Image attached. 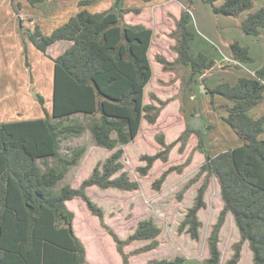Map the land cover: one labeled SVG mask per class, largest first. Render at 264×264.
I'll return each mask as SVG.
<instances>
[{"label":"trees","instance_id":"trees-1","mask_svg":"<svg viewBox=\"0 0 264 264\" xmlns=\"http://www.w3.org/2000/svg\"><path fill=\"white\" fill-rule=\"evenodd\" d=\"M28 1L35 5L43 0ZM94 1L83 0L80 4ZM216 1L219 0H207L213 12L243 17L240 25L247 35L255 37L264 32V5L257 7L255 0H221L219 4ZM12 2L19 15L21 4ZM140 11V7H125L119 0L103 11L82 8L50 34L43 33L33 19H28L31 24L21 25L33 45L53 61L52 106L47 107L45 97L36 92L44 116L0 122V264H87L86 246L74 228L75 213L67 205L75 197H80L90 213L99 218L113 238L122 264H131L132 254L158 246L161 228L152 218L139 220L127 238H120L104 221V209L87 192L91 186L124 191L140 187V182L124 169V146L137 137L144 119L156 123L162 108L144 102L145 88L153 76L149 49L154 30L124 20L125 14ZM19 20L24 23L20 17ZM171 36L176 39L173 49L177 57L170 61L158 56L165 70L177 64L189 67L192 81L216 65V60L207 54L191 50L196 33L189 7L182 10ZM63 40L71 42L56 57L51 56L48 48ZM229 51L234 60L243 64L255 62L250 45L238 39L231 40ZM26 61L28 65L27 56ZM203 90L210 97L211 108L219 107L220 113L224 112L222 119L232 128L238 143L213 155L200 129L190 124L179 136L184 139L191 131L196 132L199 149L205 156L190 183L203 174L205 179L179 231L199 238L202 222L198 212L205 207L204 195L214 175L220 185L223 208L208 238L209 255L201 264H220L219 234L229 213L241 239L224 264L239 262L244 242L253 254L252 264H264V108L260 109L264 106V62L253 75L247 71L235 83L210 86L203 79ZM216 95L223 97V103H216ZM256 109L260 111L258 115ZM197 112L196 104L194 115ZM87 131L96 146L111 153L94 166L80 186L74 187L63 180L80 163L87 145L63 148V142ZM157 140L161 149L141 156L145 162L137 168L141 176L149 173L156 160L166 162L176 144L166 143L164 134L158 135ZM189 162L190 159L168 167L153 186L160 189L172 171L181 172ZM133 241L149 242L126 252L125 246ZM143 264H187V258H153Z\"/></svg>","mask_w":264,"mask_h":264},{"label":"rangeland","instance_id":"rangeland-1","mask_svg":"<svg viewBox=\"0 0 264 264\" xmlns=\"http://www.w3.org/2000/svg\"><path fill=\"white\" fill-rule=\"evenodd\" d=\"M220 2L221 0L216 1L217 4ZM16 4L18 3L16 2ZM255 5L257 7L264 5V0H255ZM15 7L16 5L12 2V12L9 4L0 5V41L3 39L16 43V40L18 42L20 38L19 42L26 52L28 51L26 40L30 41V39L28 34L22 31L21 25L31 23L28 20L24 21V19V23H20L19 19L14 18ZM187 7L190 8L192 27L196 33V37L192 41V52H203L217 62H220L223 56L226 59L224 65L221 66L220 63H216L218 68L206 75L199 76L198 80L192 81L189 79L190 76L187 71L184 70V66L177 64L173 69L165 70L162 63L158 61L159 55L165 56L170 61L176 59L177 53L173 49L176 39L171 36V32L176 28V22L182 10ZM208 11L212 16L203 24L200 18L208 14ZM223 17L226 16L217 15L213 12L207 0H192V2L189 0H170L168 6L147 8L140 13L130 12L124 15L126 22L142 23L154 30L149 49L153 76L145 88L144 102L154 103L162 106V108L156 123L151 124L144 119L137 137L124 146L125 152L122 157L124 169L127 170L132 179L140 182V187L137 190L124 191L116 188L100 189L97 186H91L87 188V192L91 199L104 209V221L113 228L120 238H127L136 227L137 222L144 218H152L161 228L158 246L147 252L132 254L129 259L131 264H143L149 259L173 258L177 255L186 257L187 264H201L209 255L208 238L223 208L220 185L214 175L210 177L204 195L205 207L198 212V217L202 222L199 238L194 239L188 232L179 231L178 227L184 220L188 209L193 205L198 188L205 179V174H203L200 179L190 183L196 177L205 160L204 154L199 149L197 133L191 131L190 135L184 139L179 138V136L188 128L191 119L200 117L203 127L198 129L201 130L204 143L211 154H217L219 151L237 145L238 138L232 128L222 119L221 108L218 107L215 110L211 108L210 97L206 93L200 94V99L197 101L198 89L203 90V79L207 83L213 82V76L219 84L221 73L217 72L227 71L226 69L234 66L229 64L233 58L230 57L229 51L226 49L231 42V39L228 38L236 37L242 44H250L257 58L262 59L264 57V32L255 37L249 36L240 25V20L243 17ZM17 18H19L18 15ZM197 20L200 22L199 25ZM13 32L16 33L12 36ZM69 44V42L53 44L48 53L57 56ZM33 49L34 46L30 43V56L36 58L33 65L37 66L36 70L42 71L41 60L48 58L37 49H34L36 52H33ZM33 58L30 57L32 61ZM48 60L52 63L50 59ZM255 62L246 63L251 75L254 74L255 67H258L257 63L262 61ZM51 66L53 70V63ZM232 69L230 71H233ZM240 70L243 71L242 68ZM7 89L10 90L11 88L7 87ZM31 92V105L26 104L28 114L33 117L44 116L35 93L42 92L41 94L48 98L46 99L47 107H51V90L46 88V90L41 89L39 91L33 85ZM161 101L166 103L162 105ZM196 104L198 112L194 115ZM262 108H264L263 105L260 106V109ZM257 111L259 109L254 112ZM209 124H212L213 127H209ZM160 134H164L166 143L176 141V144L170 150L166 162L160 159L156 160L149 173L146 176H141L137 170L138 166L145 165L141 156L154 154L161 149L157 140V136ZM80 144H86L87 151L80 163L70 169L63 180V183H68L74 187L80 186L81 182L91 174L94 166L111 153L105 148L96 146L91 141L89 131L80 137L66 139L63 142V148ZM188 159H190L189 164L181 172L172 171L160 189L153 186L154 181L165 169L172 165L183 164ZM188 184L190 185L187 187ZM180 193L181 198L179 197ZM67 205L75 213L74 228L86 246L87 264H122V258L117 252L113 238L101 225L99 218L90 213L82 199L75 197L67 201ZM240 239L234 218L229 213L226 215L219 234L220 264H224L233 255L234 245ZM148 242L133 241L124 249L126 252H132ZM252 263L253 254L247 242H244L241 257L237 264Z\"/></svg>","mask_w":264,"mask_h":264},{"label":"crops","instance_id":"crops-1","mask_svg":"<svg viewBox=\"0 0 264 264\" xmlns=\"http://www.w3.org/2000/svg\"><path fill=\"white\" fill-rule=\"evenodd\" d=\"M14 1L15 3L17 2L21 4V11L20 14L18 15L21 19H24V21L28 19H33L36 23L40 25L43 33L50 34L56 27L65 23L71 16L77 13L80 9L86 8L91 12L103 11L113 7L115 5V2H117L118 0H95L92 3L85 5L80 4V2L83 0H43L37 2L35 5H32L28 0H14ZM122 3L123 6L125 7H140L142 11L144 9L146 10L147 8H152L157 6H168L170 0H122ZM4 4L5 5L9 4V6H11L10 10L11 11L13 10L12 0H0V5H4ZM207 13L208 14H205L200 18L203 24L212 16L211 13H209V11ZM14 15H15L14 18L19 19L17 18V14ZM226 17H230V16H226ZM216 18H219V16H216ZM197 21H198L197 24L199 25L200 22L199 20ZM15 33L16 32H13L12 36ZM228 39L233 40L236 39V37H231ZM19 41L17 42L16 40V43L18 44L12 41L9 42V40L2 39L0 41V122L37 118L31 116V114H28L26 109V104H28V106L31 105V101H32L31 91L33 85L39 91H41V89L46 90V88H48L49 90H51V92H53V88H52L53 70L51 66V64L53 63L52 59L46 55L45 57L50 59L52 63H50L48 59H43L41 60L42 71L36 70L37 66L33 65L34 62L36 61L35 60L36 58L30 56V50H29L30 43L32 44V46H34L33 43L31 41L26 40V44L28 47V51H26L27 52L26 55V52H24V48L22 47ZM61 42L70 43L71 41L63 40V41H58L56 43H61ZM34 49L37 48L34 46ZM34 49L33 52H36L34 51ZM226 49H228L229 51V47H227ZM250 52L254 56L255 61L258 60L262 61L261 63L259 62L260 64L257 63L258 67L261 66L264 62V57H262V59L257 58V55L255 54L254 49L251 46H250ZM228 54L230 55V51L228 52ZM25 55L28 58L29 66H27L26 64ZM30 57L33 58V61L30 59ZM230 57L232 56L230 55ZM216 59L219 60V58L217 57ZM224 60L226 59L223 56L221 58V61L220 62L216 61V63H220L222 66L225 64ZM231 62H233L232 64L234 66H231L229 69H226L227 71L217 72V73H221L219 77L220 82L228 81L230 83H235L240 76L247 75V71L250 73V69L246 66V64H243L234 59H232ZM215 68H218V64H216L213 68L206 70L205 73H203V75L212 72ZM240 68H242L243 71L240 70ZM231 69L233 71H230ZM184 70L187 71V73L190 76L191 71L189 67H185ZM209 82L210 83L208 84L210 86L217 85V80L214 76H213V82L212 81ZM7 87L11 89L9 90L7 89ZM203 93H205L204 90L198 89L197 101H199L200 99L199 96H201ZM46 99L48 98H45V100ZM223 100H224L223 97L219 95L215 96V101L217 104L223 103ZM23 107H25V109H23ZM222 114L224 115V112ZM255 114L258 115L259 112L257 111ZM41 116L43 115H39L38 117ZM87 263H88V259H87Z\"/></svg>","mask_w":264,"mask_h":264},{"label":"water","instance_id":"water-1","mask_svg":"<svg viewBox=\"0 0 264 264\" xmlns=\"http://www.w3.org/2000/svg\"><path fill=\"white\" fill-rule=\"evenodd\" d=\"M119 1V0H118ZM190 124L194 127V128H199L202 125V119L200 117H195L193 119L190 120ZM202 128V127H201Z\"/></svg>","mask_w":264,"mask_h":264},{"label":"flooded vegetation","instance_id":"flooded-vegetation-1","mask_svg":"<svg viewBox=\"0 0 264 264\" xmlns=\"http://www.w3.org/2000/svg\"><path fill=\"white\" fill-rule=\"evenodd\" d=\"M201 127H203V123H202ZM201 127H199V128H201ZM197 129H198V128H197Z\"/></svg>","mask_w":264,"mask_h":264},{"label":"built area","instance_id":"built-area-1","mask_svg":"<svg viewBox=\"0 0 264 264\" xmlns=\"http://www.w3.org/2000/svg\"><path fill=\"white\" fill-rule=\"evenodd\" d=\"M228 60H231V59L228 58Z\"/></svg>","mask_w":264,"mask_h":264}]
</instances>
